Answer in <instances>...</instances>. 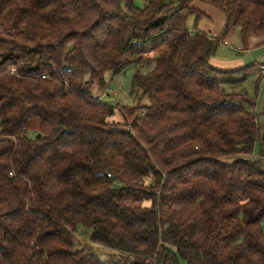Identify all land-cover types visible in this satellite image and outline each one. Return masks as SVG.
I'll use <instances>...</instances> for the list:
<instances>
[{
	"label": "trees",
	"instance_id": "1",
	"mask_svg": "<svg viewBox=\"0 0 264 264\" xmlns=\"http://www.w3.org/2000/svg\"><path fill=\"white\" fill-rule=\"evenodd\" d=\"M238 29L264 44V0H0V264H264V124L210 63ZM131 65L147 105L92 96Z\"/></svg>",
	"mask_w": 264,
	"mask_h": 264
},
{
	"label": "rangeland",
	"instance_id": "2",
	"mask_svg": "<svg viewBox=\"0 0 264 264\" xmlns=\"http://www.w3.org/2000/svg\"><path fill=\"white\" fill-rule=\"evenodd\" d=\"M148 0H135V5L144 8ZM204 13V17L197 22L195 16H189L187 20V28L189 31L201 30L218 36L223 30L224 17L222 14L206 4H196ZM227 41L232 47L224 46ZM258 39L250 40L249 46L244 45L238 30L233 31L226 37L217 47L214 55L210 59V63L224 71H237L236 77L243 79V88L248 95L255 99V112L260 116V123L264 124L262 109L264 105V75L260 74L261 65L264 64V44L258 46ZM247 49L248 52L241 53L237 48ZM135 72V66L131 65L114 76L108 72L105 75L106 88L99 89L95 85L91 89V94L95 98H99L102 102L120 107H135L138 103L147 105V98H141L136 91L132 90V78ZM122 114L116 110L113 121L117 123L123 122ZM259 152V147H258ZM263 166H264V159ZM91 230L78 228L77 241L80 247H91L101 261H108L116 255V252L106 247L94 244L90 240Z\"/></svg>",
	"mask_w": 264,
	"mask_h": 264
},
{
	"label": "built area",
	"instance_id": "3",
	"mask_svg": "<svg viewBox=\"0 0 264 264\" xmlns=\"http://www.w3.org/2000/svg\"><path fill=\"white\" fill-rule=\"evenodd\" d=\"M224 46L228 47V48H231L232 46L227 42V41H224ZM237 51L238 52H241V53H244L245 52V49L239 47L237 48ZM15 73V69L12 70V74ZM261 74H264V65L261 66ZM256 159H264V153L262 155H258L256 156Z\"/></svg>",
	"mask_w": 264,
	"mask_h": 264
},
{
	"label": "crops",
	"instance_id": "4",
	"mask_svg": "<svg viewBox=\"0 0 264 264\" xmlns=\"http://www.w3.org/2000/svg\"><path fill=\"white\" fill-rule=\"evenodd\" d=\"M263 45V44H262ZM249 50H246L245 49V52H248ZM244 52V53H245ZM264 64H262L261 66H263ZM260 74H261V69H260ZM264 75V74H263ZM259 155V152H258V147H256V150H255V152H254V157H256V156H258Z\"/></svg>",
	"mask_w": 264,
	"mask_h": 264
}]
</instances>
